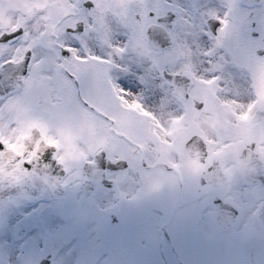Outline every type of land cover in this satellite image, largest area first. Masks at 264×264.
Segmentation results:
<instances>
[{
	"label": "snow or ice",
	"instance_id": "obj_1",
	"mask_svg": "<svg viewBox=\"0 0 264 264\" xmlns=\"http://www.w3.org/2000/svg\"><path fill=\"white\" fill-rule=\"evenodd\" d=\"M54 2L42 0L43 7L36 10L31 22L16 27L0 26V192L6 193L0 206L4 208L18 207L31 199L32 188H67L78 166L83 170L90 166L98 169L104 174L103 185L113 184L126 173L139 176L151 172L154 165L144 150L145 140L127 126L125 117L152 124L157 119L152 108L163 98L164 89L190 83L191 77L183 74L180 66L160 65L151 60L136 63L131 58L127 64L120 61L130 51L136 25L150 21L153 27L145 28V35L161 53H168L173 45L166 30L188 18L191 11L203 13L217 6L211 0H122L119 4L114 0H60L66 9L71 5L72 11L53 20L56 28L50 31L48 12ZM234 2L237 6L254 7L248 0ZM13 3L17 10L22 6V0H0V11ZM121 9L123 15H118ZM251 27L258 34L255 22ZM224 28L223 16H204L201 39L205 51L201 55L207 58L204 63L209 68L201 66L197 70L201 81L210 79L220 87V70H210L212 59L208 52ZM101 74L107 78H101ZM250 99L255 104L257 98ZM199 110H203V105ZM252 112L264 119V108L259 105ZM73 113L90 115L101 135L115 137L132 154L117 155L106 145L88 147L79 141L85 158L79 162L67 159L62 149L44 142L41 131L54 134L55 127ZM25 119L36 126L24 141V150L16 153L12 145ZM184 146L199 152L203 163L210 149L225 145L222 140L209 145L202 136H190ZM249 150L254 151V146L249 145ZM251 185L264 189V171L253 175ZM246 188L241 190L242 199ZM216 200L230 204L221 198ZM259 207L264 213V199ZM261 227L264 229V219ZM0 251L4 254L0 264H12L11 249L2 246Z\"/></svg>",
	"mask_w": 264,
	"mask_h": 264
},
{
	"label": "flooded vegetation",
	"instance_id": "obj_2",
	"mask_svg": "<svg viewBox=\"0 0 264 264\" xmlns=\"http://www.w3.org/2000/svg\"><path fill=\"white\" fill-rule=\"evenodd\" d=\"M53 7L55 10L54 20L60 18L61 14L66 11H72L71 5L66 9L60 0H55ZM142 26H145V23ZM55 28L56 25L53 23L52 31H55ZM136 28L137 26L134 29ZM138 52V49L131 47L125 59L120 62L127 64L130 62L129 58L136 63L153 61L151 51H148L149 53L147 54L145 52H140L139 54ZM101 78L106 79V74H101ZM76 119L91 120L93 118L85 113H73L67 120L73 121ZM25 123V120L21 122L18 134L15 136L14 145L20 144L19 137L24 135L22 132ZM125 123L130 128H134L137 134L144 138V150L154 159V149L147 145L151 138L154 122L147 124L125 117ZM105 136L107 134L101 135L103 137L101 144L108 147L109 143ZM110 143L112 144L113 141ZM113 145L114 151L117 152L116 144L114 143ZM258 146L259 142L256 143V148ZM111 151L114 153L112 149ZM129 152L127 154H132V150H129ZM219 161L227 174V180L221 186L206 185L198 190H211L214 193L213 198L219 195L222 199L238 206L236 207L235 222L226 229L221 228L216 221L217 215L215 214L216 209L214 204H212L213 202L211 203L213 206L212 211L207 207L205 210L201 209L202 212L199 215L193 214L196 230L201 233L202 239L197 246H195L197 241H193L192 244L184 248V252L182 255L180 254L182 264H264V229L261 227V218L258 212L260 209L259 202L264 199V189L244 182L239 166L235 165L236 161L235 163L231 161L228 165H225L221 159ZM207 163L202 173L212 163V160ZM151 173L152 170L141 177H136L137 175L120 176L118 179L124 178V181L114 180L115 185L113 187L119 189L118 192L115 191V208H107V205L111 202L108 194L113 195L110 192L100 191L95 188L88 197H85L83 192L78 193L80 197L79 204L85 206L83 208L84 213L81 214L79 221L85 224L87 228V240H84V244L89 248L88 258L90 261L93 260L97 264L111 262L120 264H169L171 259H174L178 263L176 257H170L163 248L166 241L164 240L161 244L159 240L162 236L157 231L156 224L163 213H160V207H158L160 199L156 197L158 203L155 199V186L153 181H151ZM245 186H247L246 195L242 199L241 190L245 189ZM74 202L75 196L72 198L71 203L74 204ZM181 204L182 200L167 227L174 225L177 221L182 226ZM169 218L170 213L165 221L167 222ZM207 223H214L213 225L216 226L219 233L224 236L221 239H213L207 236L206 229L208 226L205 225ZM101 234L103 235L102 238H100ZM177 248L179 250V247ZM193 248L198 250L197 255L188 254L193 251ZM179 253H181V250H179Z\"/></svg>",
	"mask_w": 264,
	"mask_h": 264
},
{
	"label": "rangeland",
	"instance_id": "obj_3",
	"mask_svg": "<svg viewBox=\"0 0 264 264\" xmlns=\"http://www.w3.org/2000/svg\"><path fill=\"white\" fill-rule=\"evenodd\" d=\"M118 1L119 0H116L114 2L118 3ZM227 1L232 3L233 0ZM216 4L218 5L215 7L214 12L221 14L224 7L221 2L215 1L214 5ZM4 10L0 11V15H3ZM256 12L258 24L255 28L259 30L260 33L258 37L252 34V20L243 25L244 29L239 27L243 23V13L240 11V13L236 14V17H234L233 22L232 19H230V22L225 24L224 31L213 41L212 47L208 52V55H211L212 58H214L210 70H220L218 74L222 77L223 87H220L217 82L213 83V85L208 84L210 79L201 81V79L198 78L199 73L197 70L201 66L205 69L209 68V66L204 63L207 58L201 55V53L205 51V45L201 39L203 32L201 22H197L189 13L188 18L183 19L172 29L176 44L175 47L166 54V58L168 59L167 66H180L182 71L188 72L195 82L192 87L193 94H198L207 102V107L200 112V115H198V113L195 112V106L191 101L187 102L179 99L171 89V91H168V96L164 101L159 102V104L156 103L157 109H160L161 112L167 113L170 116L171 123L168 130H166L165 135L166 138L168 136L171 138L168 137L169 140L167 139L165 142L168 144V141H170L171 144L173 143V138L177 137V145L175 147L179 149L178 154L182 156L178 161L180 163L182 160L181 164L183 170H187L186 178L188 180L192 178L191 173L193 172L192 166L194 163L186 157L183 151V145L185 140H187L193 133L197 132L202 134L211 145L214 141L219 143L222 140L225 146L213 150L212 152L214 154L223 153L222 151L224 150L230 151V149H232L231 147L236 145L240 139L254 137V134L248 131H229V128L224 125V121H222L223 119L221 117L225 114H230L232 111L234 112L235 109L236 113H238L237 111L239 110L238 118L241 120L243 119L242 113L244 112V108L251 102V96L248 91L249 78L247 77L250 75L251 77H249L257 82L258 77L260 79L261 76L259 72H262L263 74L262 83H260V85L256 84L260 96L259 98H261L259 107L264 108V103H262L264 102V56L258 57L256 53V48L262 44L261 37L264 35V6L258 8ZM190 19L193 21L191 22ZM0 26L5 25L4 23H0ZM215 52H217L219 56L218 58H215ZM163 55H165V53ZM155 59L158 64H165L164 58L158 59L156 54ZM194 73H196V75H194ZM237 90L243 92L246 97L241 103H232V96L235 95ZM224 101H228L229 105L225 104ZM254 114L255 113L253 112L252 118L254 117ZM177 122H180L182 125L180 130L174 129L173 127V124ZM250 124L253 125L254 123L250 122ZM222 126H224V130L221 129ZM79 141L75 144V154H70V160L72 161H75V159L76 161L78 160V162L82 161L86 154L83 152L84 148H82ZM154 145L155 148H157V146L160 147V150L158 151L163 153L161 148L162 144H159L156 141ZM65 151L66 150L64 149L63 153H65ZM175 152L176 151L170 153L172 155L171 160H175L173 158ZM32 206L33 207H29L26 203H21L18 207L0 208V222H2L0 223V226H2L0 227V247L7 246L11 249L12 264H33L34 261H39V257L41 258L45 256L50 251L55 252L56 259L59 262L62 261L61 263L67 264V260L61 259L62 252L67 250V248L63 246L58 247L59 244L53 245L50 237L52 235L51 231L54 232L52 226H60L63 223H69L68 216H53L51 226L50 223L47 222L49 221L47 217L50 216V210L56 211V208L50 210L46 209V206L42 203ZM30 208L34 209L36 217L28 221L27 225L38 224L41 228L38 231H33V233H31L32 228L28 226L26 244L23 240L24 236L17 234L18 223H21L23 218L18 212L21 213L22 210H29ZM67 209L68 206L63 204L59 206L57 211L61 214L66 213L65 211ZM189 209L190 208L186 207L184 210L188 212ZM38 213H41V218L37 217ZM18 219L21 220L12 226V221ZM34 219H36V222ZM43 227L47 229V234H44L45 230ZM62 228L64 229L65 227ZM41 235H43L42 240ZM3 256V252L0 251V259H2Z\"/></svg>",
	"mask_w": 264,
	"mask_h": 264
},
{
	"label": "water",
	"instance_id": "obj_4",
	"mask_svg": "<svg viewBox=\"0 0 264 264\" xmlns=\"http://www.w3.org/2000/svg\"><path fill=\"white\" fill-rule=\"evenodd\" d=\"M254 0H248V2L250 3H253ZM168 36V39H170V36L167 34ZM151 41V40H150ZM153 43V45L155 47H157V45L151 41ZM43 139V138H42ZM45 142V140H44ZM46 143V142H45ZM47 144V143H46ZM188 150V149H187ZM15 152V151H14ZM188 152L192 155V156H195V155H198L199 152H196L194 149L193 150H188ZM93 177V175L90 176V179ZM51 183V182H50ZM43 187V185H42ZM63 189V187H57L56 189H52L51 187H48L47 190H42L40 187H37V188H32V189H29V192H30V195L31 197L35 194V192L39 191V190H42L43 191V194L44 195H47V196H57V195H60L61 194V190ZM6 193H3V192H0V201L4 199Z\"/></svg>",
	"mask_w": 264,
	"mask_h": 264
}]
</instances>
